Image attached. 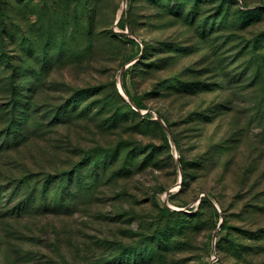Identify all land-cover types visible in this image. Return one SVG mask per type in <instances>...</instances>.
<instances>
[{
    "label": "rangeland",
    "instance_id": "obj_1",
    "mask_svg": "<svg viewBox=\"0 0 264 264\" xmlns=\"http://www.w3.org/2000/svg\"><path fill=\"white\" fill-rule=\"evenodd\" d=\"M42 178L67 207L43 208ZM208 194L220 216L192 217ZM146 246L143 264H264V0H0V264Z\"/></svg>",
    "mask_w": 264,
    "mask_h": 264
},
{
    "label": "trees",
    "instance_id": "obj_2",
    "mask_svg": "<svg viewBox=\"0 0 264 264\" xmlns=\"http://www.w3.org/2000/svg\"><path fill=\"white\" fill-rule=\"evenodd\" d=\"M2 19H3V23L6 22L4 20V17ZM120 21H121L120 22V25L123 26V24H124V16L123 15L121 16ZM246 25L247 24H245L244 26H241V28H245ZM2 27H4V25H2ZM2 39H4V37H2ZM128 39H129V41L136 43L133 38H128ZM257 41H259V38H256L255 39V44H257ZM252 47H253V51L255 52L256 51V48H255L256 46L254 45ZM256 69H257V72L256 73H258V67H256ZM8 93H9V96H8L9 103L11 104V107H12L13 111L19 110L18 109V105L21 106V100L18 99V97H17V95L20 94L19 86L16 87V85L13 84V81H12L10 83V91ZM133 102H134V104L137 107H140V108H143L144 107V104L138 98H134L133 97ZM13 118H12V120L8 124V127H7V131L8 132L5 134V137L8 138V137L11 136V134H13V138L15 140L17 137H20V136L23 135L22 132H19V134H18V130L17 129H19V127L21 129L22 126L24 125V122L22 121L21 125L19 126V124H20V116L17 117V118H15V119H13ZM85 154L87 155V157H85V161H87V162L91 161V159H92V157H93L94 154L91 153L90 151H87ZM82 163L83 162H81L80 164H82ZM182 165H184V164L182 163ZM76 172L81 173V170H78V168H77L76 169ZM66 174L71 175V172L70 173H63V175H66ZM47 179H48V182L46 181V178H42V180L40 181V182L43 181V183H42V190L40 191V192H42V195L41 196H43L41 198H44V199L40 200V202L42 203V205H44L43 208L45 210L49 211V210H60L61 209V205H65L67 207L68 204H69L68 198L65 197V195L63 193H60V192L57 193L54 196V198H51L50 201H47L48 203H46V200H45L46 192L48 191V188H50L49 178H47ZM64 180H65V177L63 176V178L61 179V181L63 182ZM89 185H90V187L92 189L93 185L92 184H89ZM38 195H39V192H37L35 194L34 193L30 194L27 197L28 200L26 202H28L31 198L36 199V196H38ZM200 206L206 207L210 211V213H211L212 216H214L216 218L220 216V210L214 204L213 200L210 197V194H208V195H202L201 196L200 202H199V206L196 208L195 211L191 212V214H190L192 217L197 216L199 214V210L198 209H199ZM19 209H20L19 211H21V209H22L21 205H20V208ZM160 210L166 215V218L167 219H170L171 220V218H172L171 216H173V217L176 218L175 225L178 226V228H179L178 230L179 231H183L186 228V226L184 224H186L187 221L181 219V216L183 214H185L184 211H182L181 209H170L166 205H163L162 207H160ZM19 211L16 212L17 213V217L21 218V216H22L21 213L23 214L24 212H19ZM18 215H21V216H18ZM191 223H193V222L191 221L190 223H188V225L191 224ZM192 225L194 227L196 225V222L194 224H192ZM217 226H218V224H217ZM167 228H170V227L168 226ZM226 228H228V225L226 224V222L221 221L220 224H219V228L218 229L220 231H223ZM168 237L169 236H167V235L164 236V237L160 236V241H159V247L160 248L163 246V243H167V241H168L167 238ZM141 249H142L141 252H137L138 250H136V251H133V250L132 251H130V250L124 251V254L123 253L120 254L121 255L120 256L121 259H119V260L114 259L112 261L106 262L105 264H143V261H145L146 258L149 255L152 254L153 250H152V248L149 249L148 246H146L144 249L143 248H141ZM143 251L147 252V256H145V254H143Z\"/></svg>",
    "mask_w": 264,
    "mask_h": 264
},
{
    "label": "water",
    "instance_id": "obj_3",
    "mask_svg": "<svg viewBox=\"0 0 264 264\" xmlns=\"http://www.w3.org/2000/svg\"><path fill=\"white\" fill-rule=\"evenodd\" d=\"M125 96H126L127 99L131 102V104L135 106L134 102H133V101H132V100L126 95V93H125ZM159 120H160L161 122H163V120H162L161 118H159ZM198 201H200V197H199V200H198ZM175 209H177V208H175ZM219 224H220V222L218 223V228H219ZM215 235H216V232L214 233V236H213L214 241H215Z\"/></svg>",
    "mask_w": 264,
    "mask_h": 264
}]
</instances>
